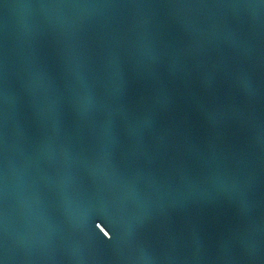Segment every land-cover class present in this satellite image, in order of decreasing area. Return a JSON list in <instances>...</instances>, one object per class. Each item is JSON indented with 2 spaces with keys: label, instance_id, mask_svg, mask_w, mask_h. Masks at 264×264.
Instances as JSON below:
<instances>
[{
  "label": "water",
  "instance_id": "obj_1",
  "mask_svg": "<svg viewBox=\"0 0 264 264\" xmlns=\"http://www.w3.org/2000/svg\"><path fill=\"white\" fill-rule=\"evenodd\" d=\"M0 264H264V0H0Z\"/></svg>",
  "mask_w": 264,
  "mask_h": 264
}]
</instances>
